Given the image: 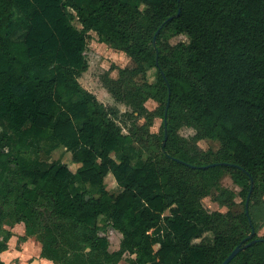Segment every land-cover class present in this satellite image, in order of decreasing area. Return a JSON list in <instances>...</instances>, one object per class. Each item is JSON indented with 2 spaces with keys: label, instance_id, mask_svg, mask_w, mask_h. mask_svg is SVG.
Returning a JSON list of instances; mask_svg holds the SVG:
<instances>
[{
  "label": "trees",
  "instance_id": "16d2710c",
  "mask_svg": "<svg viewBox=\"0 0 264 264\" xmlns=\"http://www.w3.org/2000/svg\"><path fill=\"white\" fill-rule=\"evenodd\" d=\"M168 30L189 42L161 43ZM90 31L135 64L102 83L145 117L143 133L123 134L111 108L79 83ZM149 99L161 108L159 134L149 131ZM182 125L196 134L179 136ZM202 139L221 148L202 151ZM43 145L44 159L24 156ZM59 145L72 152L75 172L50 161ZM108 174L118 195L106 190ZM226 174L240 187L238 215L202 204L215 189V202L234 205L236 193L220 184ZM263 195L264 0H0V253L12 237L8 219L23 223L21 240L36 236L54 264H120L126 253L127 264H222L239 244L230 264H264ZM101 217L122 236L116 251ZM163 222L154 252L150 231Z\"/></svg>",
  "mask_w": 264,
  "mask_h": 264
},
{
  "label": "rangeland",
  "instance_id": "374dc122",
  "mask_svg": "<svg viewBox=\"0 0 264 264\" xmlns=\"http://www.w3.org/2000/svg\"><path fill=\"white\" fill-rule=\"evenodd\" d=\"M68 11L72 13L74 16L75 13L69 8ZM72 24L81 29V25L75 19H72ZM90 41L84 53L86 61L88 62V69L81 76L78 78L79 83L82 85L83 88L91 92L96 96V98L106 107L111 108L112 114L116 117V122L122 128V133L127 134L130 131L135 132L138 128L146 123L144 116L132 115V109L129 106H126L120 101H117L112 95L108 92V90L103 86V79L107 75L109 77L116 79L118 78V71L119 69L123 68H134L135 64L131 60L129 56H127L124 52L114 50L107 46L104 43L99 42L98 36L94 31L89 32ZM161 43H168L170 45H176L180 42L188 43L189 37L185 34L177 35L173 31H165L161 38ZM149 80L153 81V72L150 71L148 73ZM134 80L138 83L142 82V78L140 75L136 76ZM145 107L155 114V117L152 119L151 125H149V131L154 134H159L160 127L162 124V119L159 116L161 113V108L159 104L149 99L145 102ZM140 133H143V130H138ZM177 133L179 136L184 137L186 139H191L195 134L196 131L192 128L186 126H180L177 129ZM143 135V134H142ZM135 138V136L133 135ZM144 137V136H143ZM144 146L142 150V157L146 158L148 156V142L144 141ZM133 146L135 148H139L137 143H134ZM197 146L202 151L212 150L213 152H217L221 148V144L218 140H211V139H202L197 142ZM47 146L43 145L39 151L33 149L24 153V156L31 161L44 159V154L42 149H45ZM157 151V149H156ZM71 154L72 152L67 150L63 145H59L57 148L51 151L49 157L51 162L56 163H66L68 164L69 168L75 172L76 168L78 167L77 164L71 162ZM106 190L113 194L118 195L121 192L122 186L118 184L112 175L108 174L104 179ZM220 184L222 187L230 189L236 193L234 205L231 207H225L219 205L217 202L214 201L215 195H217V191L215 189H211L209 195L202 200L203 206L209 211H219L222 213H226L228 210L232 212L233 215H238L242 213L244 208L243 199L239 196L240 187L234 184L229 176V174L224 175L221 180ZM87 190L90 191L95 197H98V192L93 190L92 188L87 187ZM264 199V195H263ZM145 206L144 203H140L137 207V211L139 212ZM264 210V207H263ZM45 220L46 222L49 221L48 213L45 212ZM99 225L103 227L104 231L101 232V235H104L109 240V251H116L119 249L120 241L122 239L121 234L114 230L111 225L106 221L104 218H100L98 221ZM11 220H5L3 223V228L6 230H10L13 228ZM167 231L166 224L163 222L159 230L150 231L153 239L155 240V245L153 247V251L158 250L159 242L162 240L164 233ZM25 235V231H24ZM259 236H264V223L258 230ZM23 236H20L17 241V246L23 242L21 239ZM27 238V237H25ZM30 238H34L36 242L38 239L36 236H32ZM130 258L129 254H124L120 264H127V260Z\"/></svg>",
  "mask_w": 264,
  "mask_h": 264
},
{
  "label": "crops",
  "instance_id": "0c3cea01",
  "mask_svg": "<svg viewBox=\"0 0 264 264\" xmlns=\"http://www.w3.org/2000/svg\"><path fill=\"white\" fill-rule=\"evenodd\" d=\"M24 224L17 223L11 229L12 237L8 241V249L0 253V258L5 264H54L41 257V244L34 238L27 237L17 246V239L24 236Z\"/></svg>",
  "mask_w": 264,
  "mask_h": 264
},
{
  "label": "water",
  "instance_id": "95a60500",
  "mask_svg": "<svg viewBox=\"0 0 264 264\" xmlns=\"http://www.w3.org/2000/svg\"><path fill=\"white\" fill-rule=\"evenodd\" d=\"M158 34V31L155 33L154 38H153V46L155 47V42H156V36ZM168 106V105H167ZM167 106L165 108V114H164V144L167 140V118H166V112H167ZM251 191H252V185L250 187V191L249 194L247 196V199L245 201V212L246 214H248V205H249V200H250V195H251ZM253 234V233H252ZM251 236V235H250ZM249 236V237H250ZM248 237V238H249ZM248 238H246L245 240H247ZM248 246V244L246 245ZM242 250V245L239 244L237 245L232 251L231 253L226 257V259L222 262V264H230V262L232 261V259Z\"/></svg>",
  "mask_w": 264,
  "mask_h": 264
}]
</instances>
